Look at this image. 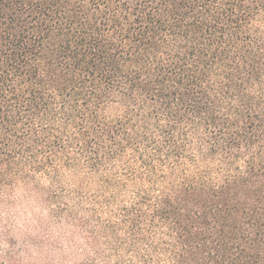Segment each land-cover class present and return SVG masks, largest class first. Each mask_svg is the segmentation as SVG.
Returning a JSON list of instances; mask_svg holds the SVG:
<instances>
[{"label": "trees", "instance_id": "obj_1", "mask_svg": "<svg viewBox=\"0 0 264 264\" xmlns=\"http://www.w3.org/2000/svg\"><path fill=\"white\" fill-rule=\"evenodd\" d=\"M28 185L73 238L0 223V264H264V0H0V197Z\"/></svg>", "mask_w": 264, "mask_h": 264}, {"label": "rangeland", "instance_id": "obj_2", "mask_svg": "<svg viewBox=\"0 0 264 264\" xmlns=\"http://www.w3.org/2000/svg\"><path fill=\"white\" fill-rule=\"evenodd\" d=\"M57 211V208L42 204V194L31 185L18 186L15 191L0 197V223L11 229L16 238L39 243L36 253L42 251L43 239L65 240L67 246L73 238V230L71 232L67 226L62 228L61 222H57L56 213L54 215Z\"/></svg>", "mask_w": 264, "mask_h": 264}]
</instances>
